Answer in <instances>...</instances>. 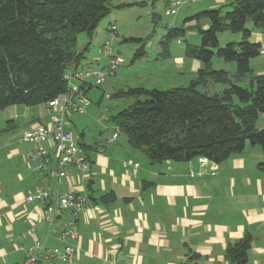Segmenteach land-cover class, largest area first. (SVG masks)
<instances>
[{
  "label": "crops",
  "instance_id": "crops-1",
  "mask_svg": "<svg viewBox=\"0 0 264 264\" xmlns=\"http://www.w3.org/2000/svg\"><path fill=\"white\" fill-rule=\"evenodd\" d=\"M134 1L112 0V6L120 10ZM226 1L216 0L211 10ZM188 25L196 26V22ZM208 26L205 22L203 27ZM251 30L262 45L251 67L256 75L264 76V30ZM192 36L196 41L198 37ZM169 52L179 74L187 66L193 72L201 69L199 61L185 56V49L175 58L170 46ZM252 62H257L256 68ZM102 63L85 67L102 68ZM43 105L41 117L34 119L31 128L49 121L51 111ZM97 105L102 110L106 107L103 101ZM80 139L90 169L84 174L73 169L60 181L32 171L30 145L25 150L0 146V264H25L26 255L19 247L36 242L48 250L73 244L78 249L76 264H229L228 246L247 235L252 239L247 264H264L262 147L247 144L241 154L202 168L200 159L153 164L144 152L119 137L94 146L85 142L84 134ZM40 188L62 195L81 194L91 207L77 218L71 211L57 212L50 224L45 219V203L25 202L27 195ZM70 221L77 223L75 241L59 238ZM40 264L53 261L44 253Z\"/></svg>",
  "mask_w": 264,
  "mask_h": 264
},
{
  "label": "trees",
  "instance_id": "trees-1",
  "mask_svg": "<svg viewBox=\"0 0 264 264\" xmlns=\"http://www.w3.org/2000/svg\"><path fill=\"white\" fill-rule=\"evenodd\" d=\"M112 9V0H0V111L47 104L66 93L67 66L75 63L86 68L85 54L77 50L78 35L86 33L92 41ZM204 20L209 24L206 29L200 26ZM188 22H196L201 38L200 45L189 43L185 48L187 58L201 63L196 79L188 87L121 91L115 97H131L135 103L110 121L127 137L131 148L144 152L153 164L202 157L221 164L241 154L247 144L264 149V128H257L264 113V76L256 75L251 67V61L261 55L262 45L251 41L248 27L252 24V29L264 30V0H236L197 13ZM226 32L241 34L242 40L222 47L219 34ZM185 34L184 28L169 29L163 41L168 57L171 40ZM128 41L140 45L133 61L147 55V40ZM215 56L235 63L236 74L215 70ZM211 84L225 89L213 95L199 90ZM79 145L84 147L81 139ZM251 244L247 235L229 245V264H247Z\"/></svg>",
  "mask_w": 264,
  "mask_h": 264
},
{
  "label": "rangeland",
  "instance_id": "rangeland-1",
  "mask_svg": "<svg viewBox=\"0 0 264 264\" xmlns=\"http://www.w3.org/2000/svg\"><path fill=\"white\" fill-rule=\"evenodd\" d=\"M215 1L196 0L192 7H184L179 10L176 16H168L165 14L164 1L135 0L132 6L121 8L120 10L113 8L112 14L99 24L92 41L88 39L86 33L79 34L77 50L85 54L83 65L95 63L97 59H101V47L106 40L104 31L110 22L116 23L119 29V37L115 44V51L124 61L114 77L109 78L101 87H93L90 90L88 97L92 105L87 109V113L71 117L73 123L71 131L75 138L80 140L81 135L84 134L85 142L94 146L97 143L99 145L105 144L106 140L111 139L113 136L115 131L113 120L107 123L102 122L103 111L97 105L103 94L114 96L111 100L103 97V104L110 109L108 115L115 117L121 110L135 103V99L131 97H115L121 91L138 87L158 90L188 87L190 82L196 79L198 71L193 72L187 66V71H184V74H179L174 65L175 60L167 56V50L161 41L166 37L170 25H172V28H184L186 30L184 37L174 38L169 44L173 58L180 56L182 50L189 43L200 45L201 38L197 26L189 27L186 20L197 13L211 10V6ZM235 1L227 0L221 7L226 4H232ZM226 9L231 10L232 7H226ZM205 22L208 21L204 20L200 23L203 29ZM248 27L251 29L252 24H249ZM191 34H195L198 37L196 41L193 36L192 38L190 37ZM131 38L147 40L145 44L147 55L144 58L133 61L140 45L128 41ZM179 40L182 41V44H178ZM241 40V34L228 32L219 34V41L222 47L228 43L240 42ZM251 41L257 43L254 37L251 38ZM102 62L103 65L105 61L102 60ZM260 64L262 63L260 62ZM92 66V69L101 68L93 64ZM252 66L256 68L257 62H252ZM213 68L215 70H225L230 76L236 74V64L225 62L224 59L218 56L213 59ZM224 89L225 86L221 84L199 87V90L208 92L209 95L222 92ZM44 109V105L34 107L17 105L0 111V146L11 145V147H17L22 150L27 149L29 145L21 144L20 139L26 131L31 129L34 119L41 117ZM257 128H264V113L259 116ZM119 138V140L127 139L123 133H120Z\"/></svg>",
  "mask_w": 264,
  "mask_h": 264
},
{
  "label": "built area",
  "instance_id": "built-area-1",
  "mask_svg": "<svg viewBox=\"0 0 264 264\" xmlns=\"http://www.w3.org/2000/svg\"><path fill=\"white\" fill-rule=\"evenodd\" d=\"M196 0H168L165 4V14L176 16L180 9L192 7ZM172 28V25H170ZM119 33L116 24L112 23L106 30V40L101 47V59L95 62L105 61V65L100 69L80 68L75 63L67 66L64 80L67 83V92L48 102L46 107L51 111L47 124H37L24 133L20 143L28 144L32 148L29 152L32 171L34 173H45L50 178L60 181L68 177L73 169L79 174L89 171L90 165L82 153L77 140L71 131L73 123L71 117L76 114H86L91 105L87 90L93 87H101L107 80L114 77L122 67L123 58L115 51V44ZM91 80V81H90ZM105 99L111 100L110 95L106 94ZM109 108H103L101 116L102 122H109ZM120 135V129L115 127L111 141H116ZM54 160V166L51 165ZM200 166L207 168L212 163L209 159L200 158ZM27 204L45 203V219L53 224L57 212L71 211L74 216L81 212L88 211L91 207L87 197L69 193L60 194L49 189H37L26 196ZM77 223L67 222L59 233V238L75 241L78 239ZM26 255L25 264H40L44 253L53 264H76L78 260V249L73 244L64 248H54L48 250L39 242L25 248L19 247Z\"/></svg>",
  "mask_w": 264,
  "mask_h": 264
}]
</instances>
